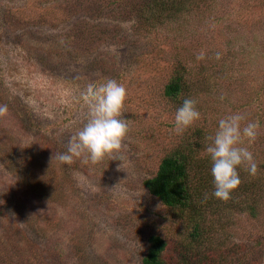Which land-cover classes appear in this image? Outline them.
Returning <instances> with one entry per match:
<instances>
[{
	"label": "rangeland",
	"instance_id": "1",
	"mask_svg": "<svg viewBox=\"0 0 264 264\" xmlns=\"http://www.w3.org/2000/svg\"><path fill=\"white\" fill-rule=\"evenodd\" d=\"M138 2L0 0V264H141L151 235L171 262L264 264V0H195L152 27L136 21ZM178 74L184 87L172 98L165 88ZM109 78L127 90L121 158L60 163L86 120L81 92ZM185 98L200 118L177 134ZM233 112L260 123L241 145L258 168L238 167L241 183L221 201L205 137ZM193 145L210 227L198 245L189 222L143 185L165 156Z\"/></svg>",
	"mask_w": 264,
	"mask_h": 264
},
{
	"label": "clouds",
	"instance_id": "2",
	"mask_svg": "<svg viewBox=\"0 0 264 264\" xmlns=\"http://www.w3.org/2000/svg\"><path fill=\"white\" fill-rule=\"evenodd\" d=\"M219 53L216 57L219 58ZM197 60L205 59L200 51ZM125 86L115 79H104L87 85L81 92L79 100L87 109L83 126L67 142L66 150L57 153L56 159L62 164H71L74 158L86 154V162L96 163L105 156L119 160L122 152V141L128 133V123L121 118V110L126 99ZM221 99H223L221 97ZM194 98H185L174 114V130L183 133L194 121L200 118ZM8 113V105L0 104V116ZM260 123L249 120L246 113L233 112L220 118L214 134L205 137L204 151L211 160L213 191L211 196L227 201L231 193L241 183L237 168L246 166L249 175L257 173L258 165L253 153L244 146L255 141ZM209 193L204 194V200Z\"/></svg>",
	"mask_w": 264,
	"mask_h": 264
},
{
	"label": "trees",
	"instance_id": "3",
	"mask_svg": "<svg viewBox=\"0 0 264 264\" xmlns=\"http://www.w3.org/2000/svg\"><path fill=\"white\" fill-rule=\"evenodd\" d=\"M195 0H139L136 6V21L149 27L160 25L166 21H174L182 11L193 4ZM183 76L178 74L165 88V94L176 98L184 87ZM185 88H188L186 86ZM196 147L187 146L184 149L176 150L165 156L157 169L156 174L144 180L145 189L161 202L165 207L176 211L191 225L190 237L192 243L198 245L199 240L210 230L208 218L200 208V194L202 189L194 185L192 177L195 167L194 154ZM203 186V190L208 189ZM246 186L243 187L245 189ZM264 193V190H261ZM204 192V191H203ZM257 195H259L257 193ZM249 213L255 211V203L246 206ZM215 212L211 211V214ZM253 217L255 215L253 214ZM208 219V220H207ZM212 225V224H210ZM149 247L141 264H179L178 261L166 260L164 254L167 243L159 236L151 235L148 238ZM196 257L197 254L195 253ZM200 258V257H197ZM212 260H210L211 262ZM215 264V260L212 261ZM181 264H192L183 262Z\"/></svg>",
	"mask_w": 264,
	"mask_h": 264
}]
</instances>
